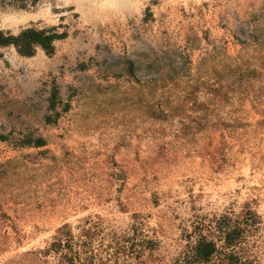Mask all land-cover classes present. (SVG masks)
Masks as SVG:
<instances>
[{
  "label": "rangeland",
  "instance_id": "rangeland-1",
  "mask_svg": "<svg viewBox=\"0 0 264 264\" xmlns=\"http://www.w3.org/2000/svg\"><path fill=\"white\" fill-rule=\"evenodd\" d=\"M29 26L65 36L0 46V264H61L67 234L93 264H172L247 211L264 264V0L0 6Z\"/></svg>",
  "mask_w": 264,
  "mask_h": 264
},
{
  "label": "trees",
  "instance_id": "trees-1",
  "mask_svg": "<svg viewBox=\"0 0 264 264\" xmlns=\"http://www.w3.org/2000/svg\"><path fill=\"white\" fill-rule=\"evenodd\" d=\"M39 1L41 0H0V6L27 8ZM64 36L65 33H57L54 26L41 29L29 26L21 29L17 34L0 30V46L11 44L20 54L31 55L35 45L50 52L53 40ZM209 90H212L215 99L216 94L219 95L221 92V89ZM55 97L56 92L53 91L52 100ZM179 97L185 99L184 95ZM168 110L171 111V107ZM158 112L162 113V110L159 109ZM36 144L41 145V141ZM256 222L257 217L254 213L247 211L243 219L223 215L208 227L203 228L205 225H202L199 231L193 233V237H189L186 246L172 264H263L249 249H244L242 246L245 233L251 231ZM82 246L84 241L79 244L67 234L65 238L53 241L43 255L53 253L58 256L61 264H93L94 254L85 247L83 249Z\"/></svg>",
  "mask_w": 264,
  "mask_h": 264
},
{
  "label": "bare ground",
  "instance_id": "bare-ground-1",
  "mask_svg": "<svg viewBox=\"0 0 264 264\" xmlns=\"http://www.w3.org/2000/svg\"><path fill=\"white\" fill-rule=\"evenodd\" d=\"M133 5H135V4H133ZM111 6H113V9H118L119 6H120V4L119 3H113ZM125 6H127L128 8H131L132 9L131 4H129V3H127Z\"/></svg>",
  "mask_w": 264,
  "mask_h": 264
}]
</instances>
